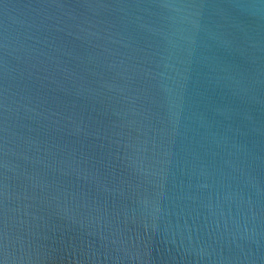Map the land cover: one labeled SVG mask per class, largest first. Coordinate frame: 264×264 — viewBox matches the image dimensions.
Returning <instances> with one entry per match:
<instances>
[{
    "label": "water",
    "instance_id": "obj_1",
    "mask_svg": "<svg viewBox=\"0 0 264 264\" xmlns=\"http://www.w3.org/2000/svg\"><path fill=\"white\" fill-rule=\"evenodd\" d=\"M0 264H264V0H0Z\"/></svg>",
    "mask_w": 264,
    "mask_h": 264
}]
</instances>
